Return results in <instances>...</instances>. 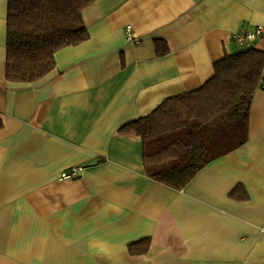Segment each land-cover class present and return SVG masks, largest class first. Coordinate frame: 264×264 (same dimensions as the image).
Wrapping results in <instances>:
<instances>
[{
  "label": "crops",
  "instance_id": "1",
  "mask_svg": "<svg viewBox=\"0 0 264 264\" xmlns=\"http://www.w3.org/2000/svg\"><path fill=\"white\" fill-rule=\"evenodd\" d=\"M6 13L0 0V264H264V90L247 141L181 191L148 177L140 139L120 133L245 50L232 35L264 25V0H96L89 39L30 84L5 80Z\"/></svg>",
  "mask_w": 264,
  "mask_h": 264
},
{
  "label": "trees",
  "instance_id": "2",
  "mask_svg": "<svg viewBox=\"0 0 264 264\" xmlns=\"http://www.w3.org/2000/svg\"><path fill=\"white\" fill-rule=\"evenodd\" d=\"M95 1L7 0L5 80L36 82L54 69L59 50L87 41L83 11ZM157 53H163L158 46ZM263 68L264 52L252 46L226 55L203 87L168 98L149 115L123 125L120 133L141 141L147 176L181 191L211 161L241 147L248 139L253 94L264 90ZM229 196L247 199L240 186ZM149 246L146 238L128 249L141 256Z\"/></svg>",
  "mask_w": 264,
  "mask_h": 264
},
{
  "label": "built area",
  "instance_id": "3",
  "mask_svg": "<svg viewBox=\"0 0 264 264\" xmlns=\"http://www.w3.org/2000/svg\"><path fill=\"white\" fill-rule=\"evenodd\" d=\"M124 34L127 42L132 44L139 43V40L133 36L130 27H126L124 29ZM262 37H264V25L257 27L253 32L242 31L235 33L234 35H232V41L239 47L249 48L258 38H262ZM82 171H83L82 166H73L67 171L63 172L60 175V179L73 180L76 177H78Z\"/></svg>",
  "mask_w": 264,
  "mask_h": 264
}]
</instances>
